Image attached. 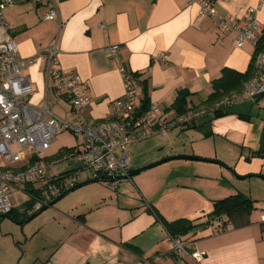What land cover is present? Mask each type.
Returning <instances> with one entry per match:
<instances>
[{"label":"crops","instance_id":"0c3cea01","mask_svg":"<svg viewBox=\"0 0 264 264\" xmlns=\"http://www.w3.org/2000/svg\"><path fill=\"white\" fill-rule=\"evenodd\" d=\"M53 7L58 9V18L49 21L45 17ZM252 7H258L257 17L264 25V0H216L214 4L217 14L237 17ZM5 16L22 58L37 56L57 41L61 67L85 81L92 103L79 111L48 89L52 111L71 123L94 125L112 117L113 101L125 92L118 61L134 76L142 103L145 99L159 103L165 116L173 118L178 93L186 90L191 93L188 115L193 117L205 108L212 83L222 70L247 71L255 52L250 43L237 46L235 34L220 31L210 17H200L199 6L188 0H17ZM115 44L121 46L117 60L107 54V48ZM25 75L33 86L29 102L43 104L48 86L43 67L30 65ZM263 111L264 97L237 103L219 118H197L190 127L179 126L168 133L176 139L168 151L154 157L140 155L134 163L131 159L130 169L187 155L219 160L240 176L264 175V158L253 157L262 152ZM61 136L46 157L55 162L57 171L76 170L78 164L71 166L65 163L66 157L56 156L62 149L79 146V136L67 132ZM154 137L135 148L148 149ZM66 139L71 140L70 145ZM165 141L163 138L158 146L163 148ZM216 166L173 160L152 173L121 181L116 191L105 182L83 187L42 213L35 226L29 228L27 223L25 236L16 238L20 246L26 239L27 246L18 264H174L170 235L159 217L197 221L207 215L205 211L212 209L214 201L241 192L232 181L231 187L223 184L224 171ZM83 173L79 172L80 182L93 178L90 172L81 179ZM211 180L216 182L208 183ZM49 198L46 196L44 204ZM24 205L15 207V214H24ZM40 207L36 205L30 215ZM226 223L227 218L216 220L206 232L188 235L204 254L200 264H264V212H253L251 225L244 228ZM13 245L17 248L16 242Z\"/></svg>","mask_w":264,"mask_h":264},{"label":"built area","instance_id":"2783aa9c","mask_svg":"<svg viewBox=\"0 0 264 264\" xmlns=\"http://www.w3.org/2000/svg\"><path fill=\"white\" fill-rule=\"evenodd\" d=\"M16 1L0 0V216L11 214L14 209L11 196L25 191V187L29 185L43 189L42 195L37 198V205L44 204L46 196L49 197V191L45 190L48 181L51 177L65 173L57 171L55 162L46 157V151L61 133H71L84 139L67 157L66 164H78L77 170L90 171L93 178L115 176L130 169L131 158L127 154L130 148L154 136H165L186 122L205 115L214 116L215 112L225 107L253 100L264 94L263 50L257 58L255 77L241 93L200 109L193 117L185 115L167 118L159 103H150L146 110L143 109V103L134 87V76L123 61H118L125 92L113 101L115 112L112 117L94 125L71 123L52 111L48 102V89H52L73 110L79 111L92 103L85 81L78 73L61 67L57 41L37 56H20L19 45L11 34L12 25L5 16L6 9ZM215 2L216 0H188L189 4L199 6L200 17H210L215 20L220 31L235 34L237 46L250 43L258 49L262 38L259 32L264 28L257 17L258 7L249 8L242 17H237L217 14ZM45 18L49 21L58 18V9L53 7ZM120 48L118 44L109 46V58L117 60ZM36 63L41 64L48 79L45 100L41 105L29 102L33 86L25 75L27 67ZM32 160L34 161L31 163ZM39 182L41 187L37 186ZM78 183L79 172H73L60 182V188L69 189ZM106 183L112 191H116L121 180L113 179ZM56 189H50L51 195H55ZM170 239L174 253L197 264L201 263L204 254L196 250V242L181 237Z\"/></svg>","mask_w":264,"mask_h":264},{"label":"trees","instance_id":"16d2710c","mask_svg":"<svg viewBox=\"0 0 264 264\" xmlns=\"http://www.w3.org/2000/svg\"><path fill=\"white\" fill-rule=\"evenodd\" d=\"M264 50V30L263 36L261 38V44L258 49H255L253 58L251 63L245 72H239L232 68H224L222 70V74L220 78L216 79L212 83V93L210 94L209 98L206 102H204V107H211L220 101L224 100L227 97H230L233 94H239L243 91L244 87L248 82H250L256 75V62L258 55ZM191 96V93L186 90H182L178 93V96L172 106V109L175 112L176 117H182L188 115L191 112L189 108L188 99ZM264 97V94L256 97L255 99H260ZM254 99V100H255ZM150 105V101L145 99L143 101V109L146 110ZM228 106L223 108L220 111L215 112V115L212 116L214 118H219L226 115L225 110H227ZM196 120V119H194ZM191 120L189 122L184 123L183 127H190L191 123L194 121ZM73 149H62L59 154L56 156L58 159H63L64 157H68L72 154ZM254 158H264L263 152H257L253 154ZM34 160L31 161V163ZM79 170H71L60 174L57 177H51L48 181V185L46 186L47 191H49L50 198L48 201H51L59 194L65 192L67 189L60 188V182L64 179H67L72 175L73 172H78ZM80 172V171H79ZM57 188V194L51 195L50 189ZM26 192L30 194V200L27 201L24 205L25 212L24 214H15L14 209L11 212V216L17 221L25 220L30 216V212L33 211L34 207L37 205V198L42 195L43 189H37L33 187V185L26 186ZM45 198V196L43 197ZM256 203L257 201L252 199L251 196L246 195L242 192L237 194L225 197L223 199H219L214 201V210L211 214L207 216V221L202 223H198L196 220L191 219H178L174 221H167L159 217L162 221L165 229L167 230L168 234L172 238H185L188 239L189 234L192 232H196L198 229L201 228H208L213 224L216 220H221L223 218H227V223L225 226H232L235 229H240L251 225V217L253 212L256 210ZM223 228V227H222ZM196 242V240H192ZM135 253L139 254L140 252L132 247L131 245H127ZM189 264V263H188Z\"/></svg>","mask_w":264,"mask_h":264},{"label":"rangeland","instance_id":"374dc122","mask_svg":"<svg viewBox=\"0 0 264 264\" xmlns=\"http://www.w3.org/2000/svg\"><path fill=\"white\" fill-rule=\"evenodd\" d=\"M262 113L264 114V111ZM173 132H174V130H173ZM170 134H168V138H167V135H166V137L163 136V135L155 136L154 137L155 139L153 138L152 140L149 141L148 149L147 148H141L140 146H139L140 148H138V147L135 148L136 146H134L133 147L134 149L131 148L130 150H128L127 154L132 159V163H134V161L137 158H140L141 156L142 157L143 156H145V157L146 156L154 157V156H157V155L161 154L160 152L162 150H166L167 149V151H168L169 147L174 146V142L176 141L175 136H171ZM61 137L62 136L60 134L59 138H61ZM169 137L170 138L172 137V140ZM163 138H166L168 142L165 141L166 143L164 145H162V146H164L162 148V147L158 146V143L161 144L163 142ZM83 141H84L83 137L79 136V141L77 142V145L78 144L81 145L83 143ZM66 142H67L66 143L67 145L71 144V140L70 139H66ZM153 142H155V143L151 144ZM153 148H155V149H153ZM54 151L52 150V152H54ZM142 151H144V152H142ZM155 162H157V161H155ZM165 164L166 163H164L162 165H165ZM162 165H160V166H162ZM160 166L155 167V168L147 171L146 173H152V171H154L155 169H159ZM216 167H218V169H222L224 171L223 184L226 187H231L230 186V182L232 181L234 183L235 187L239 191L243 192L246 195L251 196L252 199L257 201V203H256L257 207H256V210L254 212H256V211L264 212V181L263 180H261L259 178H247L245 180H239V179L235 178L231 173H229L226 169L222 168L221 166L217 165ZM89 173H90V171H86L85 170L84 173L81 174V179H85L87 174H89ZM211 182H216V180H211L208 183H211ZM234 193H235V191H234ZM230 194L231 193L229 192L226 196H228ZM29 200H30V194L28 192L24 191V190H22L19 193L14 194V195L11 196V202H12V205H13L14 208L15 207L16 208L22 207ZM213 210H214V204H213L212 209L210 211H205V214H207V215L200 217L197 220V222L198 223H202L204 221H207V216L209 214H211L213 212ZM43 215L44 214L39 215L32 222H30L28 225H31V226H28L27 224H25V225L16 224V223H14V221L11 222V220H9V219L0 218V264L6 259L9 260L7 263L11 264V259L12 258H13V263L12 264H18L20 258L22 257L23 251L27 250V246L25 245V240L26 239L20 243L21 244V246H20L17 243V239L16 238L19 237L20 234H23V233H24V236H25V232H27V226L29 228H31L32 226H35L36 225L35 223L37 221H40V219H41V217ZM209 228L210 227L201 228V229H198L197 231H199L200 233H204ZM15 242L17 244L16 245L17 248L14 249L13 248L14 245L12 246V244L15 243ZM190 251H191V249H190ZM18 255H19V257L17 258ZM17 259H18V261H17ZM186 260H187V262L189 264H194L193 262H191V260H189V259H186Z\"/></svg>","mask_w":264,"mask_h":264},{"label":"water","instance_id":"95a60500","mask_svg":"<svg viewBox=\"0 0 264 264\" xmlns=\"http://www.w3.org/2000/svg\"><path fill=\"white\" fill-rule=\"evenodd\" d=\"M261 151L264 153V133L262 136V148ZM190 160V161H201V162H208V163H214L217 164L221 167H223L224 169H226L229 173H231L235 178L239 179V180H245L247 178H259L261 180L264 181V175L262 174H252V175H248V176H240L237 174L236 170L231 167L230 165L221 162L219 160H212V159H206V158H201V157H196V156H187V155H176V156H171L168 157L166 159L157 161L155 163H151L149 165L146 166H142V167H138L135 169H129L127 170L125 173L120 174V175H104V176H99V177H95L86 181H82L78 184H76L75 186L67 189L65 192L59 194L58 196H56L54 199H52L51 201H49L48 203L44 204L43 206H41L39 209H37L36 211H34L28 218H26L25 220L22 221H17L13 218V216L11 215H2L0 216V218H6L9 219L11 221H14L17 224H21V225H25L29 222H31L32 220H34L36 217H38L40 214H42L43 212L47 211L50 207H53L54 205H56L58 202H60L61 200H63L65 197H67L68 195L74 193L75 191L86 187L88 185L94 184V183H99V182H107V181H112L113 179L116 180H129L132 179L133 177L140 175L152 168H155L157 166H160L166 162H170L173 160ZM172 259L174 264H188L187 261H185V259H183L182 257H180L178 254L174 253L172 255Z\"/></svg>","mask_w":264,"mask_h":264}]
</instances>
